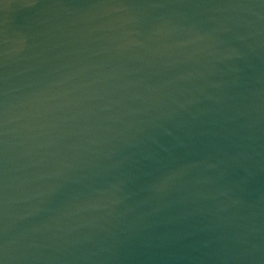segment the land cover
<instances>
[{
    "label": "water",
    "instance_id": "1",
    "mask_svg": "<svg viewBox=\"0 0 264 264\" xmlns=\"http://www.w3.org/2000/svg\"><path fill=\"white\" fill-rule=\"evenodd\" d=\"M0 264H264V0H4Z\"/></svg>",
    "mask_w": 264,
    "mask_h": 264
},
{
    "label": "snow or ice",
    "instance_id": "2",
    "mask_svg": "<svg viewBox=\"0 0 264 264\" xmlns=\"http://www.w3.org/2000/svg\"><path fill=\"white\" fill-rule=\"evenodd\" d=\"M0 4H4V0H0Z\"/></svg>",
    "mask_w": 264,
    "mask_h": 264
}]
</instances>
